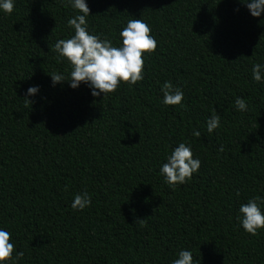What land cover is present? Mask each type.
Listing matches in <instances>:
<instances>
[{
	"label": "trees",
	"instance_id": "obj_1",
	"mask_svg": "<svg viewBox=\"0 0 264 264\" xmlns=\"http://www.w3.org/2000/svg\"><path fill=\"white\" fill-rule=\"evenodd\" d=\"M86 2L91 34L115 46L141 18L157 43L143 79L104 99L52 85L71 70L50 51L73 34L68 0H14L0 13V228L24 253L18 264H172L182 249L195 264H264V229L246 233L236 218L264 197V83L251 74L264 64V15L244 0ZM165 81L181 105L162 103ZM180 142L201 164L171 188L159 168ZM85 191L91 205L74 211Z\"/></svg>",
	"mask_w": 264,
	"mask_h": 264
},
{
	"label": "clouds",
	"instance_id": "obj_2",
	"mask_svg": "<svg viewBox=\"0 0 264 264\" xmlns=\"http://www.w3.org/2000/svg\"><path fill=\"white\" fill-rule=\"evenodd\" d=\"M252 17L264 15V0H244L243 2ZM68 5L74 10V15L67 19V25L73 34L66 39H58L53 49L58 62L66 61L70 66L68 79L63 74L53 73L52 85L67 81L69 87L78 89L81 84L86 85L93 97L103 96V99L114 92L124 82L135 85L143 79L144 57L157 47L149 26L141 19H130L119 32V41L113 45L111 39L91 34L87 28L86 18L89 7L86 0H68ZM14 8V0H0V13L10 14ZM252 79L257 83H264V64L255 63L251 68ZM163 93L162 103L166 106L181 105L184 98L183 91L165 81L161 87ZM39 92V86H30L26 92L27 97H33ZM235 109L238 112L247 110L245 100L236 97ZM220 125V116L211 115L206 120L208 133H213ZM193 135L199 136V131ZM223 146L218 151L222 152ZM166 162L159 168V174L164 183L175 188L190 180L200 168L199 158H193L190 145L180 142L171 153L165 157ZM91 205V197L85 191L74 195L71 208L74 211H83ZM237 221L242 229L255 235L258 230L264 229V197L249 198L247 203L239 206ZM143 221V220H140ZM14 252V243L11 234L0 228V264H18L24 253ZM172 264H195L190 250L182 249Z\"/></svg>",
	"mask_w": 264,
	"mask_h": 264
}]
</instances>
